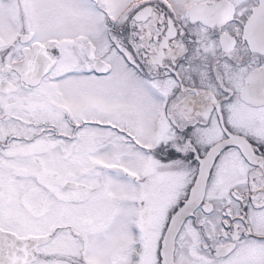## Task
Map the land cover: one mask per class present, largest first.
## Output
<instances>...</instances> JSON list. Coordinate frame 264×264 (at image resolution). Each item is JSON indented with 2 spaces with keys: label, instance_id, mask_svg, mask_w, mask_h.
Segmentation results:
<instances>
[{
  "label": "snow or ice",
  "instance_id": "1",
  "mask_svg": "<svg viewBox=\"0 0 264 264\" xmlns=\"http://www.w3.org/2000/svg\"><path fill=\"white\" fill-rule=\"evenodd\" d=\"M0 264H264V0H0Z\"/></svg>",
  "mask_w": 264,
  "mask_h": 264
}]
</instances>
